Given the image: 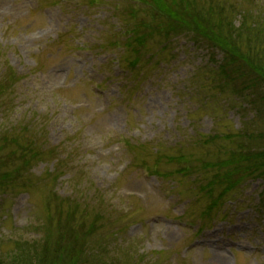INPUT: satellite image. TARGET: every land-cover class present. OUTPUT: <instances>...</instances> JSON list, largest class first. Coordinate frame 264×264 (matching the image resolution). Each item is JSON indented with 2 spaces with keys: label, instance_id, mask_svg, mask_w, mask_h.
<instances>
[{
  "label": "rangeland",
  "instance_id": "obj_1",
  "mask_svg": "<svg viewBox=\"0 0 264 264\" xmlns=\"http://www.w3.org/2000/svg\"><path fill=\"white\" fill-rule=\"evenodd\" d=\"M130 1L0 0V83L13 89L1 155H28L0 190V257L41 244L37 225L71 201L115 264H264V177L223 181L226 138L251 115L218 70L226 49L251 55L245 35L223 51L181 33L161 50L167 26ZM252 1L242 9L264 34V0ZM241 13L234 25L256 23Z\"/></svg>",
  "mask_w": 264,
  "mask_h": 264
},
{
  "label": "trees",
  "instance_id": "obj_2",
  "mask_svg": "<svg viewBox=\"0 0 264 264\" xmlns=\"http://www.w3.org/2000/svg\"><path fill=\"white\" fill-rule=\"evenodd\" d=\"M132 1L138 5L146 6V10L156 16L154 21L158 18L159 22L167 26L168 29L160 34L159 38L162 42L164 41L161 48H159L161 50H166L169 44L172 43L173 38H179L181 33L191 35L190 37L192 39L207 44L211 49H218L220 47L219 50H223L222 48L225 49L226 47L224 45L228 44L230 40L235 45L245 35L242 41L249 47L251 55H245V57L239 56L235 58L236 61L234 62L232 60H234L233 55L236 56V48L234 47L232 50L226 49L232 59L229 60V65L225 66V68L228 67L229 69L226 71L225 68L223 69L224 66H222V71L218 70L221 76L220 78H223L220 79L222 80L220 82L224 84L222 86L227 87L235 83L236 87L234 88L236 90H234V94L237 96L241 92L240 101L246 108L245 114L251 115V118L245 120L246 122L239 132L226 138L236 148L234 147L229 152L227 163H234L230 164L233 166V169L226 172L223 181L228 183L236 176L244 179L254 176L264 177V71L262 70L264 55L252 50L256 46L254 45L255 42L259 41L263 44L264 34H262V31H259V22L256 19L258 18L256 13L255 17L251 13L246 15L247 13L242 9L241 3L244 1L246 4H253L255 6L253 1L233 0L230 4L226 0ZM238 12H242V17H245V20L254 21L256 19V23L253 26H247L245 22L241 24L237 22L238 25H234L235 17L231 19V13L236 14ZM145 28L148 30V27ZM244 28L245 33L242 34ZM141 31L142 28L134 27L135 36L139 35ZM143 36L142 39L135 38L142 41L144 39ZM137 39L133 40V42L139 44L138 50H140L142 49L141 41ZM239 81L241 82L240 85H238ZM14 84L15 82H12V86ZM12 92L13 89L11 86L4 87L0 83V111H3V108L7 107L4 106V98L8 100L7 98L10 97ZM7 138L0 134L1 191H4L8 186L13 185L14 181H18L21 178L24 169H21L20 165L23 163L22 161L26 160V156H28L23 155L24 153L22 154L23 156L13 155L11 153L1 155L2 147L8 146L2 141L7 140ZM13 139L15 140V138ZM14 142L11 145L14 146ZM22 157L23 159H21ZM10 162L18 163L14 171L6 170L11 165ZM70 203L71 201L68 202L69 208L64 211L63 217H57L56 214V218L52 219L56 220L53 227L48 222L37 225L36 231L42 235L41 244L31 243L30 245L19 242L15 246L14 251H12V254L9 253L8 255L0 257V264H53L59 258L55 253H59L61 250L64 251L63 256L58 260L62 264H100L97 262L103 260L102 264H115L117 261L116 258L108 257L107 251L109 250V245L105 242L104 236H100L99 239H94L91 229L88 230V223L86 221L84 222L85 217L81 214V210L72 206ZM50 248L54 252L52 255L49 253ZM106 255L108 256L105 257Z\"/></svg>",
  "mask_w": 264,
  "mask_h": 264
}]
</instances>
